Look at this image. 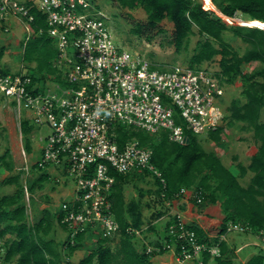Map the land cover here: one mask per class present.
I'll return each instance as SVG.
<instances>
[{"label": "built area", "instance_id": "2783aa9c", "mask_svg": "<svg viewBox=\"0 0 264 264\" xmlns=\"http://www.w3.org/2000/svg\"><path fill=\"white\" fill-rule=\"evenodd\" d=\"M91 0H0V22L9 14L24 23L34 21L33 10L45 16L47 33L54 38L57 56L53 67L67 83L38 91L31 76L0 68V103L25 109L36 126L46 125L50 133L40 139L35 168L63 167L72 180L71 196L61 202L56 216L69 245H76L82 234L110 238L119 231L110 194L115 181L112 172L133 170L150 173L165 180L150 162L151 151L136 139L121 147L117 141L119 126L133 127L148 134L168 131L169 139L185 142L184 131L194 135L223 125L226 107L225 86L220 76L205 67H167L155 64L139 51L118 45L98 5ZM41 32V31H40ZM25 157V156H24ZM26 162V159H24ZM22 170L28 175L30 169ZM149 174V175H150ZM150 175V176H151ZM28 201L29 191L22 185ZM188 190L181 189L185 195ZM193 194L191 193V196ZM174 222L168 227L173 242L161 247L147 246L146 253L160 248L172 250L178 263L205 264L219 256V243L234 232H252L264 243V230L253 232L248 224L229 222L214 244L200 242L187 228L179 211L172 208L164 191L160 194ZM200 203L201 199L197 198ZM141 236V229H129ZM8 236H0V264L6 260ZM65 264H79L71 257Z\"/></svg>", "mask_w": 264, "mask_h": 264}, {"label": "trees", "instance_id": "16d2710c", "mask_svg": "<svg viewBox=\"0 0 264 264\" xmlns=\"http://www.w3.org/2000/svg\"><path fill=\"white\" fill-rule=\"evenodd\" d=\"M122 9L133 10L142 8L146 13L145 23H136L130 33L150 41L154 31L159 32L158 24L166 19L173 25L171 43L176 50H180L194 28L202 38L196 42L192 55L188 59L187 67L198 69L202 63L211 61L219 55V70L216 72L227 85H232L237 78L241 82L240 97L233 99L226 107L224 120L228 126L236 122L243 123V128L251 131L255 152L250 156L247 165L236 164L237 173H233L213 152H207L200 145L198 139L190 131L184 134L188 142L177 143L169 139L168 131L148 134L133 127L119 126L117 141L121 147L126 141L136 139L139 145L151 151L150 162L161 173L165 180L162 189L160 181L153 178L157 186L155 190L160 202L161 191L167 200L178 199L181 189L192 192L196 205L218 204L223 218L218 234L210 239L204 232L193 225L187 228L193 230L198 240L207 244H214L217 237L223 234L229 222H241L251 226L253 232L264 230V26L251 25L249 22L258 21L264 24V0H209L211 7L205 6V0H114ZM34 21L31 23L33 34L24 42L23 61L34 63L32 67L24 69L31 76L33 83L45 87L48 76L61 87L67 83L53 62L57 56L54 38L48 35V25L45 16L33 10ZM239 14L246 15L247 21L236 22ZM41 31V32H40ZM229 31L232 38H239L247 44L243 54L231 47L225 40V33ZM216 45V46H215ZM4 48H0V58ZM259 61L261 67L251 72H244L243 65ZM4 72L8 70L3 69ZM126 128V129H125ZM21 133L25 136L24 149L30 152L32 132L28 119L20 122ZM223 125L208 132L211 140H220ZM14 169L9 150L0 155V171L11 172ZM251 173L247 186H243L239 179ZM115 181L110 194L114 217L119 225L118 247L113 251L108 245L110 238H98L96 245L87 251L79 264H152L151 258L162 254L166 249L146 253V248H136L134 234L129 229H142L143 217L135 201L126 204L124 185L134 180L146 171L133 170L124 174L112 172ZM148 175V174H147ZM46 177L40 175L34 182L39 184ZM39 181V182H38ZM14 184L16 190L12 194L0 195V236H8L6 260L11 264H65L64 259L82 246L85 236L77 235L76 245H69L68 238L62 242L47 239L52 229L50 215L44 213L32 224L28 222L24 204V190L18 182V175L6 176L0 181V187ZM33 183L27 186L29 193L33 191ZM197 198L201 202H197ZM157 212L155 219L162 216ZM56 222L58 226L63 227ZM174 222L170 219L165 225V235L155 240L152 247H161L173 242L168 234V227ZM149 226L147 227L149 229ZM151 228V227H150ZM219 256L213 258L214 264H231L227 255L225 243H219ZM209 254L204 252L203 260L207 264ZM264 256L255 254L249 257L245 264H263Z\"/></svg>", "mask_w": 264, "mask_h": 264}, {"label": "rangeland", "instance_id": "374dc122", "mask_svg": "<svg viewBox=\"0 0 264 264\" xmlns=\"http://www.w3.org/2000/svg\"><path fill=\"white\" fill-rule=\"evenodd\" d=\"M91 1L94 2L93 4L98 5L104 13L106 24L111 30L118 45L128 50L139 51L155 64H161L167 67L187 66L188 59L193 53L196 42L202 38L197 34L194 28V33L189 36L186 43L177 51L175 46L171 43L173 25L170 21L166 19L162 20L158 24L160 28L159 32L155 30L154 36L148 41L145 38H139L130 33V29L134 24L146 22V13L142 8L133 10L122 9L114 0ZM199 1L202 2L204 0ZM233 20L236 22H240L239 20L247 21L248 17L238 13L237 18ZM32 34L33 31L31 26L28 23H24L19 17L9 14L6 19L0 22V48H4L0 59V68L16 72L35 65L34 63L28 64L23 61L24 42L27 41ZM225 35L224 38L231 47L235 49L239 55L243 54L245 49H247V44L243 43L239 38H232L229 31H227ZM54 46H56L55 40ZM219 59L220 56L217 55L211 61L202 63V67L216 73L219 70ZM259 67H261V63L259 61H253L243 65L242 69L244 72H251ZM52 80L51 76H48L45 80L47 88H54L55 85H57V82ZM38 91H44V87H40ZM240 91L241 82L239 78H237L232 85L226 84L225 95L223 97L224 106L227 107L233 99L239 98ZM23 119H28L29 125L32 127V132L27 135L30 139V152L24 149L25 136L21 133L20 129V122ZM261 119H264V114H262ZM49 133L50 129L48 126H36L30 118V113L25 109L11 106L6 101L0 103V155L8 149L14 163V169L11 172L0 171V181L6 176L18 175V182L21 185L26 184L29 186L33 183L34 189L29 193L28 201L24 197L28 222L32 224L44 213H47L51 217L52 229L46 238L53 239L56 242H62L66 238V233L56 222V211L61 202L68 200L71 196L70 188L73 186L72 180L67 176L66 169L63 167L43 170L35 168V163L39 158L40 139ZM195 137L205 151L216 154L222 163L235 174L237 173L236 164L241 163L247 165L250 156L256 150L251 131L243 128V123L241 122H236L228 126L226 120H224L223 131L218 142L211 140L208 136V132L195 135ZM24 159H26V162H24ZM25 165L30 169L28 175H25V172L22 170ZM42 174H46V177L40 182L38 181L40 184L39 186L34 182ZM147 174H139L134 180L128 181L123 188L126 204L135 201L142 213L143 235L141 232L142 236L135 235L133 240L136 244V248L139 250H141L142 247L147 248V246H152L151 243L157 240L153 239V237L148 238L144 236V233L146 235V233L149 232L147 227L150 223L158 220V218L155 219L154 216L157 212L161 211L160 209L164 204V201L162 200L160 202L156 195L155 190L157 186L154 183L152 175L150 173ZM250 178L251 173L249 172L246 176L240 178L239 181L243 186H247L250 182ZM15 190L16 187L14 184L4 185L0 187V195L12 194ZM191 193L192 192L188 190L185 195L190 196ZM164 205L166 206V204ZM171 205L174 210L177 209L176 201L172 202ZM214 205L218 206V204ZM179 214L182 216L180 211ZM168 216L171 217V213H169ZM182 219L184 222H187L185 217L182 216ZM216 224L217 222L210 225L215 227ZM162 227L163 225H160V229H162ZM234 233L241 236L237 241L238 244L247 242L249 240L247 237L248 235L254 238L252 239L253 242H255V240L258 241L252 232ZM118 240V233L109 239L108 245L113 251H116L118 247ZM96 243L97 238L87 235L82 241V246L72 254L71 259L78 262L84 257L88 250L96 245ZM227 255L231 256L228 253ZM11 264H15V261Z\"/></svg>", "mask_w": 264, "mask_h": 264}, {"label": "crops", "instance_id": "0c3cea01", "mask_svg": "<svg viewBox=\"0 0 264 264\" xmlns=\"http://www.w3.org/2000/svg\"><path fill=\"white\" fill-rule=\"evenodd\" d=\"M71 189L72 188H70V191ZM176 202V210L180 211L182 216L185 217L187 224L200 228L206 237L210 239L214 238L218 234L221 220L223 218V214L221 213L219 206L214 204H207L203 206L196 205L191 195L180 196L178 199H176ZM160 210L161 212L163 211L162 216H160L158 220L150 223L151 228L149 227V232H147L146 235L144 233V236H147L148 238L153 237V239H159L165 235V225L171 219V217L168 216L170 210L164 204ZM215 222H217L216 226L212 227L210 224ZM160 225H163L162 229H160ZM247 237L249 238L247 242L238 244L237 241L241 238L240 235L229 233L225 236L223 242L227 248V253L231 255V264H245L249 257L255 254H262L264 256V243L256 240L253 242L252 239L254 238L252 236L248 235ZM151 262L152 264H195L193 262L178 263L175 260L172 251H165L162 254L154 256L151 258ZM214 263V259H209L207 262V264Z\"/></svg>", "mask_w": 264, "mask_h": 264}, {"label": "bare ground", "instance_id": "6f19581e", "mask_svg": "<svg viewBox=\"0 0 264 264\" xmlns=\"http://www.w3.org/2000/svg\"><path fill=\"white\" fill-rule=\"evenodd\" d=\"M205 6L206 7H213L212 6V4H211V2L209 1V0H205ZM238 21V20H237ZM251 25H262V26H264V24H262V23H259L258 21H251V22H249Z\"/></svg>", "mask_w": 264, "mask_h": 264}, {"label": "water", "instance_id": "95a60500", "mask_svg": "<svg viewBox=\"0 0 264 264\" xmlns=\"http://www.w3.org/2000/svg\"><path fill=\"white\" fill-rule=\"evenodd\" d=\"M240 22L242 21V20H239ZM242 22H244V21H242ZM185 142H188V139H187V137L185 138Z\"/></svg>", "mask_w": 264, "mask_h": 264}, {"label": "clouds", "instance_id": "9594fccd", "mask_svg": "<svg viewBox=\"0 0 264 264\" xmlns=\"http://www.w3.org/2000/svg\"><path fill=\"white\" fill-rule=\"evenodd\" d=\"M236 19V18H235Z\"/></svg>", "mask_w": 264, "mask_h": 264}]
</instances>
